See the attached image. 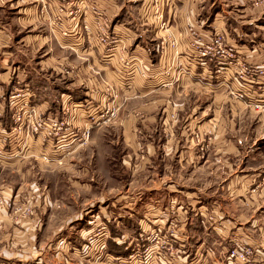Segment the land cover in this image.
Instances as JSON below:
<instances>
[{
    "label": "rangeland",
    "instance_id": "1",
    "mask_svg": "<svg viewBox=\"0 0 264 264\" xmlns=\"http://www.w3.org/2000/svg\"><path fill=\"white\" fill-rule=\"evenodd\" d=\"M261 72L264 0H0V264H264Z\"/></svg>",
    "mask_w": 264,
    "mask_h": 264
},
{
    "label": "built area",
    "instance_id": "2",
    "mask_svg": "<svg viewBox=\"0 0 264 264\" xmlns=\"http://www.w3.org/2000/svg\"><path fill=\"white\" fill-rule=\"evenodd\" d=\"M217 44H219V41H217ZM264 72H261L260 75H257L255 78L252 77L251 80H249V84L245 85L244 88L237 90L238 92L235 94L236 98L239 100H246L248 99V103L259 109L264 111ZM25 94H21L19 95L18 98L14 97L13 99L16 100L15 101V105L16 107H18L17 105H19L21 103V99H23V96ZM29 97H36V94L34 93H28ZM19 103V104H18ZM26 105L28 106V103H26ZM29 107V106H28ZM33 112H35V110L33 109ZM36 112H38L36 110ZM38 126H42L40 123L38 124ZM47 161H49V159H46Z\"/></svg>",
    "mask_w": 264,
    "mask_h": 264
},
{
    "label": "crops",
    "instance_id": "3",
    "mask_svg": "<svg viewBox=\"0 0 264 264\" xmlns=\"http://www.w3.org/2000/svg\"><path fill=\"white\" fill-rule=\"evenodd\" d=\"M74 97H76V96H74Z\"/></svg>",
    "mask_w": 264,
    "mask_h": 264
}]
</instances>
